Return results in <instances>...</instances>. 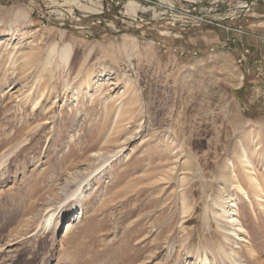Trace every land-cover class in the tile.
Returning <instances> with one entry per match:
<instances>
[{
    "label": "rangeland",
    "instance_id": "1",
    "mask_svg": "<svg viewBox=\"0 0 264 264\" xmlns=\"http://www.w3.org/2000/svg\"><path fill=\"white\" fill-rule=\"evenodd\" d=\"M240 21L264 0H0V264H264Z\"/></svg>",
    "mask_w": 264,
    "mask_h": 264
},
{
    "label": "built area",
    "instance_id": "2",
    "mask_svg": "<svg viewBox=\"0 0 264 264\" xmlns=\"http://www.w3.org/2000/svg\"><path fill=\"white\" fill-rule=\"evenodd\" d=\"M245 19L244 21H248ZM240 21L236 27L226 26L235 31L232 38L224 43L239 44V58L243 63V77L241 87L246 89L248 108L264 113V35L256 33L246 22ZM244 37L257 40L256 43H245Z\"/></svg>",
    "mask_w": 264,
    "mask_h": 264
},
{
    "label": "bare ground",
    "instance_id": "3",
    "mask_svg": "<svg viewBox=\"0 0 264 264\" xmlns=\"http://www.w3.org/2000/svg\"><path fill=\"white\" fill-rule=\"evenodd\" d=\"M129 6H130V9H129V11H132V12H137V10L138 9H140V8H142V9H147V8H145V7H143V5L142 4H140L139 2H136V1H133V2H130V4H129ZM50 54L52 55V54H54L55 52H56V50H57V45L56 44H53L51 47H50ZM71 55H72V47L70 46V44H65V45H63V47L61 48V51H60V59H61V61L62 62H64L65 64H67L69 61H70V58H71ZM50 56V55H49ZM237 63H239L240 64V66H243V63H241V61H240V58H238V60H237ZM242 77L243 76H241V78H240V80H239V85H241V83H242ZM262 122L260 121V127H263L262 126ZM5 128V127H4ZM20 132V130H18L17 131V134ZM3 133V132H2ZM2 144L0 143V146H1ZM243 148H245L244 146H243ZM242 158L244 159H242V161H245V162H247V163H251V161H250V159H249V157H248V154H247V151H246V149L244 150H242ZM5 163V162H4ZM7 163V162H6ZM6 165L7 164H5V167H6ZM0 167H1V165H0ZM4 170V169H3ZM230 171H232V169L230 170ZM232 172H234V170L232 171ZM231 173V172H230ZM229 173V174H230ZM3 175V174H2ZM76 175V174H75ZM70 176V175H69ZM77 176V175H76ZM71 177V176H70ZM84 177V176H83ZM69 179V177H67L66 178V184H65V186L66 185H68V181H71V180H68ZM87 180V179H86ZM249 180H253V178H250ZM83 181H85V180H83ZM237 187L241 190V189H243V186H242V184L241 183H237ZM82 183H80V184H78V186L75 188V189H73V190H71L70 189V191L69 190H67V191H65V197L66 198H70V197H75L78 193H80L82 190ZM225 191L226 190H224V191H222V192H219V197L221 198V199H224V196H225ZM186 212H189V208L187 207V211ZM49 222V221H48ZM69 229V228H68ZM67 229V230H68ZM169 228H168V226H165L164 227V229H163V232L165 231V230H168ZM167 232V231H166ZM198 264H211V260H210V258L208 257V255L206 254V253H204L203 254V257H201L200 259H199V261L197 262Z\"/></svg>",
    "mask_w": 264,
    "mask_h": 264
},
{
    "label": "trees",
    "instance_id": "4",
    "mask_svg": "<svg viewBox=\"0 0 264 264\" xmlns=\"http://www.w3.org/2000/svg\"><path fill=\"white\" fill-rule=\"evenodd\" d=\"M242 88H243V91H245V92H246V89H245V87H242ZM242 88H241V89H242Z\"/></svg>",
    "mask_w": 264,
    "mask_h": 264
}]
</instances>
